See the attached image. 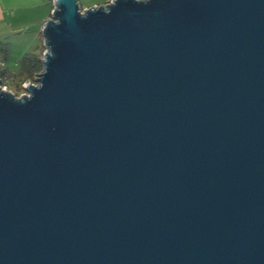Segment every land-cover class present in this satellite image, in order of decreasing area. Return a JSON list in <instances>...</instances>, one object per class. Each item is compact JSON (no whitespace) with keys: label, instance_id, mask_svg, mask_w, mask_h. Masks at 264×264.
Here are the masks:
<instances>
[{"label":"water","instance_id":"1","mask_svg":"<svg viewBox=\"0 0 264 264\" xmlns=\"http://www.w3.org/2000/svg\"><path fill=\"white\" fill-rule=\"evenodd\" d=\"M52 5L0 79V264H264V0Z\"/></svg>","mask_w":264,"mask_h":264},{"label":"crops","instance_id":"2","mask_svg":"<svg viewBox=\"0 0 264 264\" xmlns=\"http://www.w3.org/2000/svg\"><path fill=\"white\" fill-rule=\"evenodd\" d=\"M110 1L112 0H78V3L81 9H85ZM52 6L50 0H0V39H7L22 29L23 25L32 27L31 30H36L42 36V28L50 17Z\"/></svg>","mask_w":264,"mask_h":264},{"label":"rangeland","instance_id":"3","mask_svg":"<svg viewBox=\"0 0 264 264\" xmlns=\"http://www.w3.org/2000/svg\"><path fill=\"white\" fill-rule=\"evenodd\" d=\"M23 26H21L22 29L18 30L15 34L10 35L7 39H0V41L7 42L9 44V52L7 55V59L4 61V63L2 62V57L0 53V66L2 69L8 68L12 72L18 71L20 58L27 52L38 53L41 45L43 46V36L39 35L36 30H31L32 27ZM36 76L33 81H26L22 85L19 84V81L15 78L11 80L6 78L5 83L7 84V86L3 85V87L6 91L12 92L15 97H20L22 94L26 93V89H21L20 86H23L25 88L28 83H34Z\"/></svg>","mask_w":264,"mask_h":264},{"label":"trees","instance_id":"4","mask_svg":"<svg viewBox=\"0 0 264 264\" xmlns=\"http://www.w3.org/2000/svg\"><path fill=\"white\" fill-rule=\"evenodd\" d=\"M52 2V0H50ZM44 46L41 45L38 53L27 52L19 60V69L16 72H12L8 68L2 69L0 66V79L4 86H7L5 79H13L19 81V84H23L26 81H33L35 76L42 69L41 54L43 52ZM9 52V44L4 41H0V53L2 57V62L7 59ZM1 65V64H0ZM21 89H25L20 86Z\"/></svg>","mask_w":264,"mask_h":264},{"label":"clouds","instance_id":"5","mask_svg":"<svg viewBox=\"0 0 264 264\" xmlns=\"http://www.w3.org/2000/svg\"><path fill=\"white\" fill-rule=\"evenodd\" d=\"M114 2V0H112ZM136 3H148V0H135Z\"/></svg>","mask_w":264,"mask_h":264},{"label":"built area","instance_id":"6","mask_svg":"<svg viewBox=\"0 0 264 264\" xmlns=\"http://www.w3.org/2000/svg\"><path fill=\"white\" fill-rule=\"evenodd\" d=\"M53 10H54V9H53V6H52V9H51V15L53 14V13H52ZM50 17H51V16H50ZM43 51H44V50H43ZM34 83H35V82H34Z\"/></svg>","mask_w":264,"mask_h":264}]
</instances>
